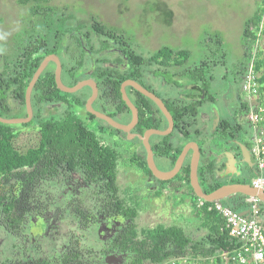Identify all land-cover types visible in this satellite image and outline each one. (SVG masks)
I'll return each mask as SVG.
<instances>
[{
    "label": "trees",
    "instance_id": "trees-1",
    "mask_svg": "<svg viewBox=\"0 0 264 264\" xmlns=\"http://www.w3.org/2000/svg\"><path fill=\"white\" fill-rule=\"evenodd\" d=\"M51 1L18 0L28 6L29 19L24 21L26 23L16 40L13 58L0 50L6 61V68L0 74V115L5 117V113L14 110L27 115L26 89L44 57L51 53L57 54L62 61V80L66 85H75L85 77L93 78L100 89L94 107L117 120L122 117V123L132 119L131 109L121 91L125 80L134 79L153 91L146 83L148 72L167 75L172 82L184 77L192 81L187 82L191 87L186 93L193 96L192 99L181 102L179 99L164 98L174 118L175 128L169 135H157L158 139L151 141L155 156L168 158L169 168L174 166L185 140L193 134L191 124H194L197 113L186 112L197 111L206 100H216L212 87L218 76L214 69L225 65L229 56L222 33L208 32L205 35L200 41L205 46L200 59L194 58L193 52L187 48L171 45H162L150 56H145L134 48L129 28L109 25L96 16H92L89 24L80 22L76 27L68 26L71 14L66 15ZM152 7L159 8L161 17H165V22H162L171 26L174 11L164 1L153 3ZM263 20L264 0H258V6L245 21L241 34L242 54L231 68V81L238 85L241 93L253 59L256 70L261 66L255 49L260 36L264 35ZM84 26L101 40L102 49L112 46L110 39L118 45L125 56V59H117L124 64L123 68L97 65L87 75L83 42L74 34V30L82 31ZM69 34H73L76 50L79 51L77 61L71 65L62 55V46ZM83 34L91 41L89 32ZM155 63L161 66L154 68ZM55 68L56 63L51 61L33 88L34 116L30 122H0V229L9 235L13 243V252L5 256L0 264H181L185 259L189 264L192 261L224 264L219 253L238 248L242 243L230 234L223 216L215 209H209L215 201H205L204 205L198 206L200 198L191 185L189 161L175 179L149 181V186L157 184V188L148 190L159 196L166 189L164 183L171 185L172 192L174 188L177 192L180 186L183 187L182 191L192 196L193 216L201 220V225L197 227L206 231L197 237L179 223L138 227L136 221L141 203L135 199L133 190L121 186L119 165L123 154L117 143L111 142L105 135L108 133L109 137L115 132H126L89 111L90 121L100 119L107 126L100 123L93 128L86 123L73 107L85 106L92 89L86 86L76 93L61 91L56 83ZM258 81L261 86L264 75ZM126 90L139 109V122L134 129L143 134L149 128L164 129L168 126L166 116L155 101L133 86H128ZM70 94L71 99L67 96ZM9 98L13 99V106ZM57 103L66 105L64 113L43 115L44 106ZM234 112L233 116L221 117L213 131L208 133L210 139L213 136L212 141H207V134L196 130L195 135L205 139L201 144V137L198 136L204 146L202 149L207 153L217 149L230 151L231 146L227 145H233V141L229 137H239L248 147L252 146V123L245 119L250 112L248 101H242ZM32 124L41 130V143L23 154L14 147L12 139L19 128ZM245 125L249 127L247 133L244 132ZM216 146L226 148L216 149ZM146 160V155L141 159L132 158V162L137 161L140 168L152 174ZM202 160L206 161H202L203 165L199 168V180L203 190L211 193L223 182L216 173L215 160L206 157ZM224 167L222 163L220 169ZM152 178L155 179L153 174ZM77 181L81 185L78 186ZM248 199V196L236 193L222 202L247 214L251 206ZM259 216L264 225L263 201L260 202ZM66 221L70 222L68 226ZM113 254L119 256L122 263L109 262L107 258ZM211 258H214L213 262Z\"/></svg>",
    "mask_w": 264,
    "mask_h": 264
},
{
    "label": "rangeland",
    "instance_id": "rangeland-1",
    "mask_svg": "<svg viewBox=\"0 0 264 264\" xmlns=\"http://www.w3.org/2000/svg\"><path fill=\"white\" fill-rule=\"evenodd\" d=\"M157 1H164L167 7L174 11L171 26L163 23L165 22V17L164 15L161 17V10L152 7V4ZM51 4L56 5L59 10H64L66 15L71 14L67 22L68 26L76 27L80 22L89 24L92 22V16H96L97 19L109 25L129 28L128 30L134 38V48L145 56H150L162 45H171L175 48H187L193 52L194 58L200 59L205 52V46H202L200 41L208 32H221L224 36L225 47L229 56L225 65H220L214 69L218 76L212 87L216 94V103L206 102L200 108V113L197 117L199 125L205 124L204 121L205 119L207 120V132L204 131V134H207V141H212L213 139V136L210 139L211 135L208 132H210L211 127H215L217 114L220 117H230L227 109L234 112L244 100H247L253 109H257L260 105L264 109V83L261 84L259 97L256 99L258 104L252 100V105L245 92H242V97L239 101H236L237 96L234 90L232 91L233 87L231 86L233 83L231 81L232 64L236 63L242 54L241 34L244 24L247 18L256 10L258 0H52ZM28 16V6L20 4L18 0H0V50L5 55L11 56V58L16 52L15 43L26 23L24 21L29 19ZM83 32L90 33L91 41L87 40ZM74 34H77L83 42V49L85 50L84 68L86 72H91L97 65L116 68L124 67V64L117 60L118 58L125 59L123 51L111 39L109 43L112 46L102 49L101 40L92 30L89 31L86 26L82 28V31L74 30ZM72 35L69 34L62 46V55L70 65L77 61V56L79 55ZM99 49L100 51H98ZM255 55H257V60L261 63L259 69L256 70V75L257 77H262L264 75V35L260 36L256 44ZM158 66H161V64L155 63L153 65L154 68ZM5 68V57L0 54V74ZM171 69L174 70L172 67ZM147 76L146 83L156 94L164 98L171 96L175 97L174 99L183 98L182 100L184 101L191 100L193 97L186 99L183 95V92L187 93L188 88L191 87V84L188 85L187 82H192L184 77L172 82L167 75L164 77L148 72ZM182 86L184 87L181 88ZM84 88L86 87L82 89ZM242 90L244 89L242 88ZM67 96L69 99L72 98V94ZM9 103L11 106L14 105L12 98H9ZM65 106L63 103L48 104L44 106L43 115H60L64 113ZM73 109L93 128H96V125L100 123L107 126L100 119L91 121L88 119L86 104L85 106H75ZM4 115L8 118L24 117L22 112L18 111L17 113L15 110ZM121 118H119L120 121L122 120ZM211 118L214 119V122ZM245 119H248V114ZM210 122L213 123L212 126H210ZM34 125L20 126L22 128L15 132L12 139L14 147L23 154L40 146L41 130ZM191 126L193 125L191 124ZM247 128L249 129L245 125V133H247ZM109 131L111 130L109 129ZM245 133L244 135H246ZM105 135L107 139L112 140L111 142L117 143L123 154L119 165V181L123 188L133 190L135 199L141 203L140 215L136 221L140 229L153 227L158 223H179L183 224L190 233L197 237L206 231L197 227L201 225V220L193 216L191 210L193 208L192 196L182 191L183 187L180 186L181 189L177 192V188H174L172 192L169 190L172 189L171 185L164 183L167 189L164 194L158 196L153 192H149L148 189L154 186H149L146 180V173L140 171L134 164L135 162H132L134 156L138 157V159L144 158L145 155L147 157L145 147L139 138L131 139L126 133L122 132H115L114 135L109 137L108 133ZM198 136L201 137V144L205 142L203 136L191 135L192 138L200 140ZM154 139H158L155 134L152 137V141H155ZM220 139L224 140V138ZM218 140L216 144H218ZM218 147L225 148L224 146ZM218 147L216 146L215 148L217 149ZM213 152L215 154L205 153V157L210 160H216L221 151L217 149L216 151L213 150ZM205 161L203 162L205 163ZM203 162H201V165H203ZM216 162L217 165L221 163L219 158ZM157 163L163 170L169 169V163H165L162 159L157 158ZM223 171L220 168L216 169L217 175L223 176L220 177L221 182H223V185L231 184L229 179L231 180L234 174L223 175ZM255 175L252 174L248 184L251 183ZM67 221L65 224L68 226L70 222ZM91 239H93V236H91ZM12 244V239L9 235L0 229V262L5 256H10L11 252H13ZM210 261L213 262V259ZM112 262L122 263V259ZM181 264H189V262L185 260ZM190 264H194L193 261Z\"/></svg>",
    "mask_w": 264,
    "mask_h": 264
},
{
    "label": "water",
    "instance_id": "water-1",
    "mask_svg": "<svg viewBox=\"0 0 264 264\" xmlns=\"http://www.w3.org/2000/svg\"><path fill=\"white\" fill-rule=\"evenodd\" d=\"M53 61L56 63L55 68V79L58 88L66 93H74L82 89L83 87L89 86L92 89L91 96L86 100V108L87 110L94 114L96 117L103 119L107 121L111 126L114 128L123 130L126 132L129 138L133 139L135 137L139 138L147 152V162L149 168L152 170L154 175L163 180L167 181L172 178H174L178 172L180 171L181 167L184 164L186 155L190 149L193 150V154L191 157L190 162V181L191 185L196 193V195L206 201L214 202V201H222L223 199L227 197H231L232 195L236 193H242L248 197H257L261 201L264 202V190L255 188L252 184L248 183H231V184H224L221 185L219 188L215 189L211 193H206L199 180V174H198V168L200 164L201 159V151L199 148V144L196 141H190L188 142L182 149V152L178 156L175 165L170 170H161L157 167L155 158H154V151L152 148V144L150 141V137L153 134H159V135H169L173 129H174V118L169 111L167 105L162 100L161 97H159L155 92L147 89L142 84H140L138 81L134 79H127L122 83L121 91L124 101L127 103V105L130 107L132 112V119L129 123H122L112 116L108 115L107 113H104L94 107V102L98 98L99 95V87L97 82L93 78H85L77 82L75 85L69 86L66 85L62 80V61L60 57L55 54L51 53L44 57L41 64L35 71L27 89H26V110L27 115L25 117H16V118H7L0 115V122L7 123V124H19V123H28L32 120L34 116V110L32 106V91L33 88L40 78L43 71L46 69L48 64ZM128 86H133L135 89L140 91L141 93L145 94L149 98H151L155 103L158 105V107L161 109V111L164 113L168 120V127L166 129H157V128H149L147 129L143 134L134 132L133 129L136 127V125L139 122V109L138 107L133 103L131 98L129 97L126 88ZM220 121V116L217 114L216 116V124H218ZM246 147L244 148L245 155L248 154V151ZM227 158L229 159V162L227 164V169L225 174H231L235 170V158L234 154L231 152H227ZM109 262L115 261L114 259H120L119 256L112 255L107 258Z\"/></svg>",
    "mask_w": 264,
    "mask_h": 264
},
{
    "label": "built area",
    "instance_id": "built-area-1",
    "mask_svg": "<svg viewBox=\"0 0 264 264\" xmlns=\"http://www.w3.org/2000/svg\"><path fill=\"white\" fill-rule=\"evenodd\" d=\"M258 79L253 59L243 82L244 92L251 105L252 100L256 102L261 90ZM247 120L252 123V152L259 170L251 184L257 189L264 190V109L262 105L257 109H253L251 106ZM249 200L251 206L247 214L234 210L222 201H215L214 205L209 207L223 216L230 234L237 237L242 243L238 248L219 253L224 264H264V225L259 216L260 202L262 201L257 197H249ZM205 201L200 198L198 206L204 205ZM212 259L214 261V258L210 260ZM193 263L198 264L196 261Z\"/></svg>",
    "mask_w": 264,
    "mask_h": 264
},
{
    "label": "flooded vegetation",
    "instance_id": "flooded-vegetation-1",
    "mask_svg": "<svg viewBox=\"0 0 264 264\" xmlns=\"http://www.w3.org/2000/svg\"><path fill=\"white\" fill-rule=\"evenodd\" d=\"M91 74V72H87V75H90ZM86 78H89V77H86ZM91 78V77H90ZM85 79V78H84ZM141 84V83H140ZM233 88H232V91L234 90V92H235V94H236V101H239V99L242 97V94H241V92H240V90H239V88H238V85L237 84H234V83H232V85H231ZM145 87V86H144ZM181 88H183V87H181ZM92 93V92H91ZM99 93H100V89H99ZM243 93H244V90H243ZM158 95V94H157ZM183 95H184V97L187 99V98H190V97H192V96H190V95H187L186 93H184L183 92ZM90 96H91V94H90ZM89 96V97H90ZM159 97H161L162 98V100L164 101V97H162V96H160V95H158ZM244 96H245V94H244ZM88 97V98H89ZM169 98H175V97H171V96H168ZM167 97V98H168ZM98 98H99V95H98ZM97 98V99H98ZM97 99L95 100V102L97 101ZM183 98H179V100L182 102L183 100H182ZM132 100V99H131ZM185 101V100H184ZM208 101H210L211 103H216V100H206L200 107H198V110L197 111H190V112H186V113H197V114H195L196 115V117H195V122H194V124H193V126L191 127L192 128V130H193V134H191V135H195L196 133V130L198 129V130H200V131H202L203 133H204V131H206L207 132V126H208V124H207V120L205 119V124L204 123H202L201 125H199L198 124V122H197V117H198V114L200 113V108L204 105V104H206V102H208ZM95 102H94V104H95ZM166 104V103H165ZM48 105V104H47ZM99 110V109H98ZM228 110V112L230 113V116H233L234 115V113L235 112H232L230 109H227ZM101 111V110H100ZM105 113V112H104ZM163 113V112H162ZM217 113V112H216ZM109 115V114H108ZM194 115V116H195ZM25 117V116H24ZM242 119H243V117H242ZM117 120V119H116ZM211 120H213V122H214V119H212L211 118ZM216 120V119H215ZM119 121V120H118ZM121 122V121H120ZM212 122V121H211ZM210 122V123H211ZM129 123V122H128ZM212 124L213 123H211V125L210 126H212ZM217 126V124H216V121H215V127ZM168 127V126H167ZM166 127V128H167ZM189 127H190V125H189ZM215 127H213V128H215ZM166 128H164V129H166ZM174 128H175V124H174ZM213 128L211 127V129H210V132H208V133H211L212 131H213ZM158 129V128H157ZM174 130V129H173ZM133 131L134 132H138L136 129H133ZM145 132V131H144ZM138 133H140V132H138ZM172 133V132H171ZM154 135V134H153ZM153 135L150 137V141H152V137H153ZM156 135H159V134H156ZM191 135H189L188 136V138L185 140V143H184V146L188 143V142H190V141H196L198 144H199V148H200V151H201V159H200V164H199V168H200V166H201V162H202V159H204V157H205V153H207L206 151H205V149H202V146L203 145H201L200 144V142H199V140H197V139H194V138H192L191 137ZM137 138V137H136ZM155 140V139H154ZM229 140H231V141H233L232 143H233V145H227V146H231V150L230 151H224V152H221L217 157H216V160L219 158L220 159V165H217V162H216V160L214 161V165H215V167H216V169L217 168H220V166L222 165V163L225 165V167H224V169H222V170H224L223 171V175H225V172H226V169H227V164H228V162H229V159L227 158V152H231V153H233L234 154V158H235V170L231 173V174H234V176L232 177V179L230 180L229 179V182H231V183H248V180L249 179H251V177H252V174H256L259 170H258V168H257V164H256V159H255V156L253 155V152H252V146H250V147H248V145L246 144V143H244L243 142V140L241 139V138H239L238 137V139L236 138V139H231L230 137H229ZM250 140H251V142H252V135L250 136ZM156 141V140H155ZM226 142H227V140H226ZM152 144V143H151ZM183 146V147H184ZM204 147V146H203ZM246 147V149H247V151H248V154L247 155H245L246 153H244V148ZM152 148H153V146H152ZM226 148V147H225ZM224 148V149H225ZM145 149V148H144ZM183 149V148H182ZM245 149V150H246ZM153 151H154V149H153ZM182 152V151H181ZM147 153V152H146ZM210 153H213V152H210ZM192 154H193V150L192 149H190L189 151H188V153H187V155H186V158H185V161H184V164H183V166L189 161V162H191V157H192ZM154 158H155V162H156V165H157V167L159 168V169H161V170H163L159 165H158V163H157V158H160V159H162L163 161H165V163H169V159L168 158H166V157H164V156H155V151H154ZM146 159H147V157H146ZM147 161V160H146ZM135 165H136V167L138 166L137 165V161L134 163ZM147 166H148V162H147ZM182 166V167H183ZM174 166H172L171 168H169V169H166V170H170V169H172ZM182 167H181V169H182ZM140 171H142V172H144V173H146V176H147V178H146V180L149 182V181H152V180H156V179H159V178H157L155 175H154V173L152 172V170L149 168V166H148V168L151 170V173L153 174V176L155 177V179H153L152 178V174H150L148 171H146V169H142V168H140L139 166L137 167ZM199 168H198V172H199ZM181 169H180V171H181ZM164 171V170H163ZM180 171L178 172V173H180ZM199 174V173H198ZM221 174V175H222ZM177 176V175H176ZM176 176L174 177V179L176 178ZM220 177H223V176H220ZM68 178H72V177H68ZM173 179V178H172ZM161 180V179H160ZM171 180V179H170ZM252 180H253V178H252ZM252 180H251V182H252ZM163 181V180H162ZM156 182H158V181H156ZM77 183H78V186L79 185H81L80 183L81 182H78L77 181ZM251 184V183H250ZM154 186V188H157V184H154L153 185ZM153 186H150V187H153ZM149 187V188H150ZM165 190H167V189H165ZM165 190H164V193H165ZM170 190V189H169ZM163 193V194H164ZM114 255V254H113ZM112 256V255H111ZM115 261H117L118 259H114Z\"/></svg>",
    "mask_w": 264,
    "mask_h": 264
},
{
    "label": "crops",
    "instance_id": "crops-1",
    "mask_svg": "<svg viewBox=\"0 0 264 264\" xmlns=\"http://www.w3.org/2000/svg\"><path fill=\"white\" fill-rule=\"evenodd\" d=\"M220 118H221V117H220ZM251 183H252V182H251ZM248 202H250V200H249V199H248ZM249 208H250V207H249ZM249 208H248V211H249ZM246 211H247V210H246ZM248 211H247V212H248Z\"/></svg>",
    "mask_w": 264,
    "mask_h": 264
}]
</instances>
